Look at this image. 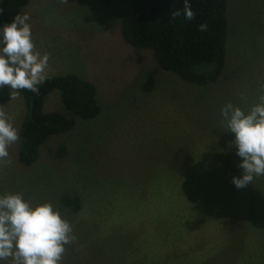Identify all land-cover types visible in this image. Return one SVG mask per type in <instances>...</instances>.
<instances>
[{"label":"rangeland","instance_id":"1","mask_svg":"<svg viewBox=\"0 0 264 264\" xmlns=\"http://www.w3.org/2000/svg\"><path fill=\"white\" fill-rule=\"evenodd\" d=\"M131 3L30 0L21 10L36 49L49 50V78L91 81L100 113L75 118L29 167L17 161L18 142L11 145V163L0 161V195L50 203L69 222L76 240L61 264H264V176L241 189L231 183L243 174L242 158L220 115L228 103L247 113L262 94L264 0H227L225 65L201 87L123 40ZM0 106L19 131L21 94ZM43 110L70 115L56 91ZM64 197L80 208L62 205Z\"/></svg>","mask_w":264,"mask_h":264},{"label":"trees","instance_id":"2","mask_svg":"<svg viewBox=\"0 0 264 264\" xmlns=\"http://www.w3.org/2000/svg\"><path fill=\"white\" fill-rule=\"evenodd\" d=\"M29 1L0 0V8L4 10L0 13V29L20 15ZM191 3L195 13L192 21L181 16L169 22L171 13L183 7V0H132L131 9L122 18L120 33L127 44L151 50L162 70L177 75L187 84L208 86L218 80L225 65L227 0H191ZM201 24H207L206 31L198 30ZM143 90H152L148 77ZM54 91L70 115L44 112L45 99ZM20 94L26 112L18 131L17 161L25 167L36 162L40 147L49 138L71 131L75 118L92 120L100 113L95 86L78 75L48 78L39 86V95L27 90ZM9 100L10 89L0 88V105ZM62 205L73 211L80 208L79 200L73 197H64Z\"/></svg>","mask_w":264,"mask_h":264},{"label":"clouds","instance_id":"3","mask_svg":"<svg viewBox=\"0 0 264 264\" xmlns=\"http://www.w3.org/2000/svg\"><path fill=\"white\" fill-rule=\"evenodd\" d=\"M181 16L187 21L195 18L191 0H183V7L171 13L169 22ZM29 20L27 13L16 15L0 29V88L8 87L13 100L22 90L39 95V86L48 78L50 54L41 55L36 49ZM207 27L201 24L198 30ZM261 93L247 113L231 103L220 111L223 126L234 134L236 155L242 158L237 166L243 174L231 180L237 189L264 176V84ZM11 119L0 106V161L8 163L9 147L20 140ZM75 240L72 226L50 203L33 206L21 193L0 195V264H61L66 246Z\"/></svg>","mask_w":264,"mask_h":264},{"label":"crops","instance_id":"4","mask_svg":"<svg viewBox=\"0 0 264 264\" xmlns=\"http://www.w3.org/2000/svg\"><path fill=\"white\" fill-rule=\"evenodd\" d=\"M44 53H49V50L47 49V47L46 48H44V49H42V55L44 54ZM49 70V69H48ZM50 71V70H49ZM52 71V70H51ZM61 75H55L54 77H60ZM48 78H49V76H48ZM47 78V79H48ZM50 78H53V77H50Z\"/></svg>","mask_w":264,"mask_h":264}]
</instances>
